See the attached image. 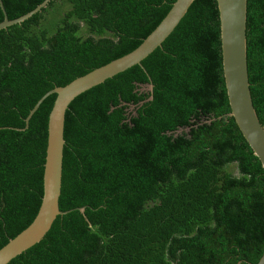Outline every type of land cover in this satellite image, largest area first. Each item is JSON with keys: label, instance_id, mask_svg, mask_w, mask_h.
I'll use <instances>...</instances> for the list:
<instances>
[{"label": "trees", "instance_id": "16d2710c", "mask_svg": "<svg viewBox=\"0 0 264 264\" xmlns=\"http://www.w3.org/2000/svg\"><path fill=\"white\" fill-rule=\"evenodd\" d=\"M44 1L2 0L9 20ZM176 1L51 0L0 30V249L42 203L57 95L27 128L32 109L134 51ZM247 59L264 126V0H248ZM65 140L69 213L9 264H257L264 254V168L231 115L216 0H195L142 66L79 95Z\"/></svg>", "mask_w": 264, "mask_h": 264}, {"label": "water", "instance_id": "95a60500", "mask_svg": "<svg viewBox=\"0 0 264 264\" xmlns=\"http://www.w3.org/2000/svg\"><path fill=\"white\" fill-rule=\"evenodd\" d=\"M45 0L27 14L9 20L2 0L0 6L5 19L0 30L21 24L48 6ZM220 14L223 70L231 115L244 138L264 168V126L255 110L248 73L247 59V14L248 0H216ZM195 0H177L166 17L155 30L132 52L78 77L63 87H56L46 93L25 119L27 128L33 114L43 101L56 94V100L49 116L48 144L43 178V197L40 209L33 222L14 239L0 249V264H9L14 258L41 242L51 230L61 211L63 160L66 113L71 103L81 94L104 83L106 80L132 68L142 66L145 60L171 35L188 12ZM153 89V85L150 86ZM84 211V208L80 209ZM257 264H264V254Z\"/></svg>", "mask_w": 264, "mask_h": 264}, {"label": "rangeland", "instance_id": "374dc122", "mask_svg": "<svg viewBox=\"0 0 264 264\" xmlns=\"http://www.w3.org/2000/svg\"><path fill=\"white\" fill-rule=\"evenodd\" d=\"M150 89H151L150 86H143L141 88L142 91H148ZM131 109L133 110L134 107H131ZM181 132H182V130L179 133H181ZM228 169H229V171L233 172L234 174H237L238 173L237 167L235 165H231Z\"/></svg>", "mask_w": 264, "mask_h": 264}]
</instances>
